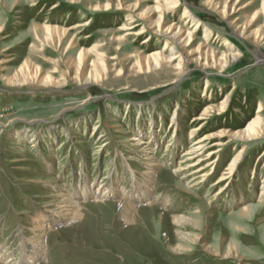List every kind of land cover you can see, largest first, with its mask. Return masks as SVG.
Listing matches in <instances>:
<instances>
[{
  "label": "rangeland",
  "instance_id": "1",
  "mask_svg": "<svg viewBox=\"0 0 264 264\" xmlns=\"http://www.w3.org/2000/svg\"><path fill=\"white\" fill-rule=\"evenodd\" d=\"M119 1L135 0H0V77L37 69L39 78L64 84L20 87L0 79V248L10 255L0 264L22 261L23 239L33 237L32 216L55 207L49 196L53 184L67 192L86 181L105 189L115 184L130 188L129 165L140 180L142 157L131 140L139 131L160 163L155 200L140 208V221L133 226L121 221L119 197L98 205L88 199L83 202L87 220L82 225L61 223L47 231L44 252L34 264H264V195L258 201L264 182V136L245 143L227 182L215 184L240 141L221 146L216 159L211 158L215 163L203 171L210 170L204 181L199 182V174L187 186L183 173H173L193 141L189 131L200 122L193 118L205 106L212 112L201 120L206 123L195 138L244 127L258 104L264 124V45L240 37L229 26L236 17L240 27L253 18L250 29L264 30L263 0H230L235 12L228 20L201 0H179L180 6L166 21L191 30L181 14L184 8L195 14L201 26L193 31V53L204 58L212 51L219 55L235 50L242 58L221 72L217 67L200 70L189 62L190 70L177 80V69L171 65L145 68L141 54L159 50L163 42H155L157 36L147 27L142 35L132 34L146 25L145 20L131 18L129 11L117 7ZM212 1L222 6L225 0ZM245 1L251 5L236 11ZM47 25L55 29L47 31ZM205 28L210 33L207 39ZM92 48L101 53L103 71L96 82L77 83L74 60L86 49V60L91 61ZM205 83L208 90L203 94ZM229 90L228 107L219 113L216 106ZM125 104L130 108L124 109ZM175 107L179 115L171 119ZM153 137L158 141L155 146ZM244 205L253 207L254 216L234 219ZM176 211L193 217L197 229H184L198 234L197 240L178 238L170 220ZM161 212L162 222L157 218ZM180 242L185 248L174 254L168 245ZM230 243L235 256L226 258Z\"/></svg>",
  "mask_w": 264,
  "mask_h": 264
},
{
  "label": "bare ground",
  "instance_id": "2",
  "mask_svg": "<svg viewBox=\"0 0 264 264\" xmlns=\"http://www.w3.org/2000/svg\"><path fill=\"white\" fill-rule=\"evenodd\" d=\"M178 1L179 0H145L144 2L147 3L141 7L142 9L140 8V0H135L133 4H124L122 3V1H119L118 3L117 7L119 9H124L132 14L131 18L136 17L145 20L146 25H144L137 31L132 32V34L142 35L145 32L144 28L147 27L148 30L151 31V33L157 36L155 38V42H163V46L159 50H152L146 52L145 54H141V62L146 69H149L151 67L162 68L171 65L175 69H177V73L175 75V78L177 80L190 70V67H188L187 64L189 62L193 63L195 67L199 68L200 70L217 67L219 72H221L222 70L229 67L232 63L240 61V59L242 58L241 53L235 50H228L227 52L220 53L219 55L215 51H212L211 56H206L204 58L200 54L193 53L191 49L195 41L193 31L199 29L201 26L199 20L194 17L195 14L190 13L188 8H184L181 14V16L186 21L191 23V27L193 28L191 30H183V28L178 23H167L166 21L167 18L170 17L171 14L174 13V11H176L180 6H178ZM229 1L230 0H225L222 6H218L217 2H213L212 0H201V4L211 10V12L213 11L214 13H216L222 19L228 20L229 16L233 14V12H235L234 7L229 4ZM150 2H152V4ZM251 2L252 1L243 2L239 6V8L236 9V11L247 8L251 5ZM104 8L107 9L108 6L106 5ZM139 8L141 9L140 12H138ZM236 20H238L237 17L229 22V26L232 27L233 31H235L240 37L253 40V42L257 43V45L259 46L264 45V30L258 31L250 29L253 24V18H251L242 27L239 26ZM136 26L137 24L129 27L128 29L134 28ZM46 29L47 31H53L55 29V26L47 25ZM209 34L210 33L208 29L205 28L204 36L206 39L209 38ZM259 34H262V37H259ZM5 50L7 49H2V51ZM179 50H181V52H179ZM89 52H92L95 55V58L91 61L88 60V62L86 60V56L88 53V50L86 51V49H81L78 56L76 57V60H74L77 71V75L74 77V80L77 83L96 82L99 74H101L103 71L101 53H99L95 48H92ZM0 62H2V60H0ZM89 66H91L90 69H88ZM32 70V73L30 71L15 72L11 77L2 76L0 77V79L5 84L20 87L26 84L30 86L33 85V83L35 86L32 87L34 88H45L49 86L58 87L60 85H64L63 83L55 81L50 77L39 78L36 73L37 69L33 71ZM86 71L89 72L88 75L84 77V72ZM207 87L208 84L205 83V87L202 91L203 94L208 90ZM193 89H196V87ZM231 95L232 91L229 90V92L218 103V105L216 106V110L219 113H223L228 107V101ZM129 106V104H125L124 109H129ZM211 109V106H205L201 113L193 118V122H195L196 120L200 121L189 131V137L193 141H191V145L183 153V156H185V158L179 160L176 168L173 170V173H183V176L181 178L185 181H188L186 182L187 186H192L191 183H193L197 179V176L199 174H202L199 182L206 180V178L210 174V170H208L207 172L203 171L209 163L211 165L215 163L216 160L214 159H216L215 157H217V153L221 149L222 145H226L234 140L240 141L242 145L237 148L236 153L230 159L227 166L225 167V171L218 177L215 184L219 185L220 182H227L242 159V155L245 152V143L247 141H255L264 136V124L261 120L262 117H260V113L261 111H263V107L261 106V104H258L255 116H253L250 120H247L244 127L232 130L223 128L218 130L217 132L211 131L207 134H202L199 137L195 138L194 136H196L198 132H201L206 123L201 120L206 119V116L209 114ZM177 115L179 114L175 107L171 119L175 118V116ZM137 118L139 119L138 116ZM139 132L140 134L135 135L131 140L134 141L133 147L137 152L141 154L140 156L142 157L140 163L143 165L144 170L140 173V180L136 179L134 169L129 165L127 169L131 173L132 178L130 188H124V186L122 185L119 186L115 184L111 188L109 187V189H105L102 184H98L97 186V183H88V181H86L83 182L84 184L82 186H74V191L67 192V190H64L62 188L60 189L58 185L53 184L52 186L54 190L49 196L55 200V207L52 210H48V212L45 211L39 213V211H37L36 215L32 216L31 231L33 237L23 239L22 261L19 262V264H34L37 262V259L40 258L44 252L45 237L47 231H49L50 229L55 228L61 223H80L82 225L83 221L87 220L88 218V216L86 215L87 212H85L87 210L85 209L86 206L83 205V202L88 199L92 201L94 205H98L104 204L106 199H108L109 197H119L116 199V203L120 206L118 217L121 219V221L128 226H133L140 221V219L142 218L140 214V208H144V206L146 205H151V201L155 200L156 188L154 183L158 175V168L160 167V163L153 155L152 149L154 147L151 148V146L147 144L149 143V140H145L147 138L143 136V134H141V131ZM16 133L19 135L23 134L22 131H16ZM154 138L155 137H153V139ZM157 142V139L154 140L153 146H155ZM140 145H142V148H139ZM214 146L216 147L210 149V147ZM213 156L214 159L212 160L211 158H213ZM132 159L137 160L136 156L134 155ZM19 160L20 159H17L15 161ZM189 176H192L193 178L188 180ZM259 189L260 191L258 195V201L260 202L262 200L261 198L264 195V182H262ZM215 194L217 195L218 193ZM163 199V204L164 206H166L169 198L168 196H165ZM252 208L253 207L249 205L241 206V208L239 209V216L234 214L232 217L234 219L239 218L240 221L244 219H250L252 218V216H254L252 214ZM162 214V212L157 214V218L160 219L161 222L163 221ZM170 220L171 223L176 227L175 232L179 239L192 243L194 240H197L199 238L198 234L192 233L190 230L185 231L184 229V227H187L191 230L197 229L192 216L188 214L185 215L183 212L181 213L179 211H176V213L170 215ZM202 245L206 251L209 250V252H212V249H210L207 245ZM233 247V244L231 245L230 243L226 253L224 254V257L227 258L235 256V253L232 250ZM168 248L174 254L179 255L182 254L181 251H183L185 245L181 244L180 242L174 245H168ZM5 252L0 248V259H7L9 254L7 255Z\"/></svg>",
  "mask_w": 264,
  "mask_h": 264
}]
</instances>
